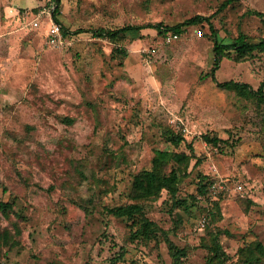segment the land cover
Returning a JSON list of instances; mask_svg holds the SVG:
<instances>
[{
    "label": "rangeland",
    "instance_id": "1",
    "mask_svg": "<svg viewBox=\"0 0 264 264\" xmlns=\"http://www.w3.org/2000/svg\"><path fill=\"white\" fill-rule=\"evenodd\" d=\"M223 1L59 0L69 45L57 50L45 22L31 26L55 0H0V264H264V102L220 85L264 95V51L214 70L206 24L169 42L152 28L90 33L173 26ZM211 22L223 43L256 42L264 0H233ZM147 172L170 189L155 192ZM137 179L148 195L136 197ZM130 204L132 218L109 213Z\"/></svg>",
    "mask_w": 264,
    "mask_h": 264
},
{
    "label": "trees",
    "instance_id": "2",
    "mask_svg": "<svg viewBox=\"0 0 264 264\" xmlns=\"http://www.w3.org/2000/svg\"><path fill=\"white\" fill-rule=\"evenodd\" d=\"M233 0H225L221 3V5L218 7L215 13L209 15V16H202V15H194L188 19H185L184 21L175 24L173 26H166L163 25L162 23H155V24H147L143 26H133V25H126L118 29L114 30H106L103 28H98L94 30H90L91 35L94 38H106L112 42H115L119 39H123L127 36H130L133 33L139 32L141 29L144 28H152L155 29V31L158 34H167V33H172L179 35L181 34L186 27L189 26H195V25H200V24H206L209 27V30L211 32V39L213 42V56H214V70L219 67V64L223 59H238L242 57L245 54H251L255 51H264V38L253 42L247 40L243 36H238L234 40H232L229 43H223L217 38V32L216 29L214 28L211 20L215 16L216 13L221 11L223 8H225L228 4L231 3ZM59 6V0H55V6H54V17L55 20L58 21L57 15H58V8ZM59 22V21H58ZM60 23V22H59ZM61 24V23H60ZM62 32L64 34V37L66 40L68 39V35L66 33V29L62 26ZM79 32H84L83 30ZM78 32V33H79ZM122 56H126V52L123 51L121 53ZM222 87H231L235 90L241 91V92H247L250 91L252 94H254L259 101L264 102V95L262 91V87H259L256 91L252 90L251 87L247 84L244 83H238V82H233V81H228L223 84H220ZM176 135L179 134V132H175L172 130ZM177 141H180L181 138H176ZM204 139L208 140V142L211 141H217L216 139H209L207 136H204ZM160 158H164L166 154L160 153ZM183 156L180 155H174L173 158L177 159L178 161L182 159ZM147 181L148 183H151L154 180H159V186H156V191L157 192L161 188H169L170 189V181H172V178L162 176L159 177L155 175L153 172L148 173L147 172ZM212 182V181H211ZM209 182L208 178L206 176H201V179L199 180V184H201L202 187L206 188V190H209V186L212 184ZM136 183L138 184L136 187L140 189L137 192L136 196L137 198L142 197L143 195H148L149 192H151L150 187H144L140 179L136 180ZM143 191V193L141 192ZM201 193V192H200ZM200 195V194H199ZM8 205L0 202V209H5ZM141 212V208L137 204H130L127 206H117L109 210V213L112 214L114 217L117 218H122V217H127V218H132L136 214ZM169 246V251L171 253L172 258L174 261L180 262V259L182 256H184V252L182 250H178L173 243L168 242Z\"/></svg>",
    "mask_w": 264,
    "mask_h": 264
},
{
    "label": "built area",
    "instance_id": "3",
    "mask_svg": "<svg viewBox=\"0 0 264 264\" xmlns=\"http://www.w3.org/2000/svg\"><path fill=\"white\" fill-rule=\"evenodd\" d=\"M42 22H45L47 24L46 29V44L51 49H57L62 50L64 48H67L69 43L68 40L64 37V34L62 32L61 24L55 20L54 17V7L51 5H43L39 7L36 14L33 17V20L31 21L32 27H38ZM176 34H169L167 37V41H173L177 39ZM218 187V184H211L210 185V191L216 192V189ZM220 187V186H219ZM235 191L239 194H242L244 192V188L241 184L235 185ZM207 223V219L205 217L201 218L199 220V227L200 229H204Z\"/></svg>",
    "mask_w": 264,
    "mask_h": 264
},
{
    "label": "crops",
    "instance_id": "4",
    "mask_svg": "<svg viewBox=\"0 0 264 264\" xmlns=\"http://www.w3.org/2000/svg\"><path fill=\"white\" fill-rule=\"evenodd\" d=\"M58 17V16H57ZM47 29V28H46ZM45 34H46V32H45Z\"/></svg>",
    "mask_w": 264,
    "mask_h": 264
}]
</instances>
